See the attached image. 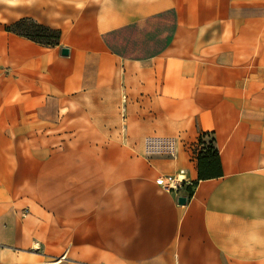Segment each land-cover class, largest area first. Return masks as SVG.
<instances>
[{
  "label": "crops",
  "instance_id": "0c3cea01",
  "mask_svg": "<svg viewBox=\"0 0 264 264\" xmlns=\"http://www.w3.org/2000/svg\"><path fill=\"white\" fill-rule=\"evenodd\" d=\"M0 264H264V0H0Z\"/></svg>",
  "mask_w": 264,
  "mask_h": 264
},
{
  "label": "trees",
  "instance_id": "16d2710c",
  "mask_svg": "<svg viewBox=\"0 0 264 264\" xmlns=\"http://www.w3.org/2000/svg\"><path fill=\"white\" fill-rule=\"evenodd\" d=\"M5 28L6 30L12 31L20 36L28 38L47 47L55 46L59 41L60 33L58 30L35 23L30 19L18 20L10 25H7ZM205 135L206 134H203L197 141L198 145L203 146L196 153L197 180L212 178L221 175L220 160L217 150L213 145V138L210 137L209 141L212 145H205ZM187 188L188 195H190L191 189L190 187Z\"/></svg>",
  "mask_w": 264,
  "mask_h": 264
},
{
  "label": "rangeland",
  "instance_id": "374dc122",
  "mask_svg": "<svg viewBox=\"0 0 264 264\" xmlns=\"http://www.w3.org/2000/svg\"><path fill=\"white\" fill-rule=\"evenodd\" d=\"M210 137L205 138V145H212L210 142ZM151 142L149 141H144L143 142V156L148 158H167L168 157H173V143L171 142H167L168 144H166V142H164V144L162 145H149ZM201 145H198L197 142L193 145V147L191 148V151L193 154H196L198 150L201 149ZM205 147V146H204ZM172 178L166 180L168 182H170Z\"/></svg>",
  "mask_w": 264,
  "mask_h": 264
},
{
  "label": "built area",
  "instance_id": "2783aa9c",
  "mask_svg": "<svg viewBox=\"0 0 264 264\" xmlns=\"http://www.w3.org/2000/svg\"><path fill=\"white\" fill-rule=\"evenodd\" d=\"M147 141L151 142L149 145H162V144H164V142H166V144H168L167 142H169L167 140H159V139H149ZM155 181L158 184H162L167 189L173 188V187H175V188L179 187V182H180L179 179H177V178H172L170 180V182L163 181L161 178H157ZM175 184H177V185L175 186Z\"/></svg>",
  "mask_w": 264,
  "mask_h": 264
},
{
  "label": "water",
  "instance_id": "95a60500",
  "mask_svg": "<svg viewBox=\"0 0 264 264\" xmlns=\"http://www.w3.org/2000/svg\"><path fill=\"white\" fill-rule=\"evenodd\" d=\"M61 52H62L63 54H66V53H67V49L62 48V49H61ZM177 201H178L179 204H184L185 201H186V197H184V196H179V197L177 198Z\"/></svg>",
  "mask_w": 264,
  "mask_h": 264
},
{
  "label": "bare ground",
  "instance_id": "6f19581e",
  "mask_svg": "<svg viewBox=\"0 0 264 264\" xmlns=\"http://www.w3.org/2000/svg\"><path fill=\"white\" fill-rule=\"evenodd\" d=\"M182 177H183L182 174H179V176L177 175V179H179V180H180V178H182Z\"/></svg>",
  "mask_w": 264,
  "mask_h": 264
}]
</instances>
